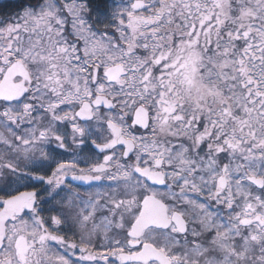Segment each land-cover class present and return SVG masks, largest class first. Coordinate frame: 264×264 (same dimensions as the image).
<instances>
[{
    "label": "snow or ice",
    "instance_id": "1",
    "mask_svg": "<svg viewBox=\"0 0 264 264\" xmlns=\"http://www.w3.org/2000/svg\"><path fill=\"white\" fill-rule=\"evenodd\" d=\"M0 264H264V0H0Z\"/></svg>",
    "mask_w": 264,
    "mask_h": 264
}]
</instances>
